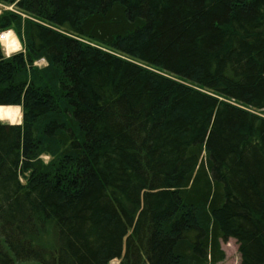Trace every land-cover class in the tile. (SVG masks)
Segmentation results:
<instances>
[{"label":"trees","instance_id":"16d2710c","mask_svg":"<svg viewBox=\"0 0 264 264\" xmlns=\"http://www.w3.org/2000/svg\"><path fill=\"white\" fill-rule=\"evenodd\" d=\"M0 2V264H264V0Z\"/></svg>","mask_w":264,"mask_h":264},{"label":"rangeland","instance_id":"374dc122","mask_svg":"<svg viewBox=\"0 0 264 264\" xmlns=\"http://www.w3.org/2000/svg\"><path fill=\"white\" fill-rule=\"evenodd\" d=\"M3 11H14V12H19V10L15 7L13 4L9 3H3L0 2V13ZM25 17V14H23ZM2 32H8L10 33V42H3L0 40L1 45L3 46V49L7 55H11L12 53H16L18 51H21L24 49L23 43L20 41L18 35L13 29H7ZM12 43H17L15 46H11ZM94 45V44H92ZM43 64L42 61L36 62V65L41 66ZM156 72H159L156 69H152ZM161 73V72H160ZM12 107H15L16 109V116L13 119H5L1 118L5 123H18L22 121L23 117V108L21 105H12ZM44 159L47 161L49 158L44 156ZM23 179V178H22ZM222 248L225 251V259L218 264H241V259H240V253L238 250V244L235 239L230 238L227 241L222 242ZM111 264H119V260H114L111 262Z\"/></svg>","mask_w":264,"mask_h":264},{"label":"bare ground","instance_id":"6f19581e","mask_svg":"<svg viewBox=\"0 0 264 264\" xmlns=\"http://www.w3.org/2000/svg\"><path fill=\"white\" fill-rule=\"evenodd\" d=\"M0 39L3 42H10V33H3L0 35ZM17 43H12L11 46H15ZM12 105H0V119H13L16 116V109ZM1 119V120H2Z\"/></svg>","mask_w":264,"mask_h":264},{"label":"crops","instance_id":"0c3cea01","mask_svg":"<svg viewBox=\"0 0 264 264\" xmlns=\"http://www.w3.org/2000/svg\"><path fill=\"white\" fill-rule=\"evenodd\" d=\"M18 123H20V122H18Z\"/></svg>","mask_w":264,"mask_h":264}]
</instances>
